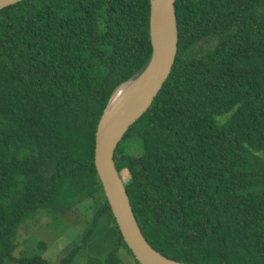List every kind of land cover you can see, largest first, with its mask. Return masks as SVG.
I'll return each mask as SVG.
<instances>
[{
  "label": "trees",
  "instance_id": "obj_1",
  "mask_svg": "<svg viewBox=\"0 0 264 264\" xmlns=\"http://www.w3.org/2000/svg\"><path fill=\"white\" fill-rule=\"evenodd\" d=\"M151 1L24 0L0 11V264H49L13 256L19 226L40 211L84 218L59 264H81L84 251V264L133 254L97 177L95 133L113 93L151 61ZM175 11V64L123 134L116 172L162 255L264 264V0H176Z\"/></svg>",
  "mask_w": 264,
  "mask_h": 264
},
{
  "label": "water",
  "instance_id": "obj_2",
  "mask_svg": "<svg viewBox=\"0 0 264 264\" xmlns=\"http://www.w3.org/2000/svg\"><path fill=\"white\" fill-rule=\"evenodd\" d=\"M22 1L0 0V11ZM175 2L151 1V61L141 76L113 93L95 133L94 167L98 180L124 241L141 264H187L162 255L150 245L114 165V153L123 134L151 108L175 64L178 52Z\"/></svg>",
  "mask_w": 264,
  "mask_h": 264
},
{
  "label": "rangeland",
  "instance_id": "obj_3",
  "mask_svg": "<svg viewBox=\"0 0 264 264\" xmlns=\"http://www.w3.org/2000/svg\"><path fill=\"white\" fill-rule=\"evenodd\" d=\"M81 211L65 213H52L40 211L35 217L26 218L19 226L16 234V249L13 253L15 258L41 254L49 264H59L66 251L79 243L82 238L85 225ZM99 236H93L90 240L89 249L91 254L99 252L96 247ZM46 245L45 252H39L38 244ZM99 244V243H98ZM119 255L122 264H138L126 248L120 250ZM87 260V251L82 252L77 262L84 264ZM6 264H15L7 260Z\"/></svg>",
  "mask_w": 264,
  "mask_h": 264
},
{
  "label": "bare ground",
  "instance_id": "obj_4",
  "mask_svg": "<svg viewBox=\"0 0 264 264\" xmlns=\"http://www.w3.org/2000/svg\"><path fill=\"white\" fill-rule=\"evenodd\" d=\"M151 70H148L147 74H150Z\"/></svg>",
  "mask_w": 264,
  "mask_h": 264
}]
</instances>
